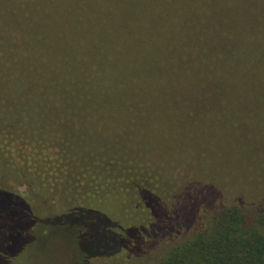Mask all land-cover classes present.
Listing matches in <instances>:
<instances>
[{"label":"rangeland","instance_id":"1","mask_svg":"<svg viewBox=\"0 0 264 264\" xmlns=\"http://www.w3.org/2000/svg\"><path fill=\"white\" fill-rule=\"evenodd\" d=\"M7 1L0 0V51L13 39L19 52L32 47L35 54L39 50L44 55L57 46L75 53L73 66L67 67L71 78L67 82L73 91L67 93H71V111L58 139V150L54 152L61 167L88 163L98 146L100 132L117 138L124 147L130 146L118 129L130 128L131 124V128L134 126L131 146L144 149L138 160L151 163L155 169L151 190L163 202H174L179 190L176 184L181 178L164 168L162 158L155 152L163 150L165 144L151 146L148 143L151 135L143 139L141 126L135 122L147 107L154 105L157 110L166 106L180 112L185 124L195 121L196 126L177 132L179 142L173 143L174 147L185 149L188 145L196 154L205 151L210 155L206 167L216 173H200L199 178H229L231 174L223 172L226 168L240 170L242 180L253 176L264 181V1L240 0L239 16L233 9L224 8L221 0H210L224 9V13L229 12L224 20L220 13L214 14L213 19L203 8L210 6L209 3L198 0H71L59 7L45 0H23V3L10 0L12 6L22 9L14 11L4 8L9 6L3 3ZM222 30H227V34H221ZM205 32L216 37L201 39L199 36ZM69 41L75 46L68 44ZM194 41L197 42L190 44ZM208 47L216 52L229 48L235 60L223 61L222 66L209 69L207 60L212 64L213 53L205 49ZM99 58L107 59L112 71L121 70L125 78L122 82L142 87L149 83L155 94L136 99L104 64L97 63ZM41 66L49 72L42 70L32 84L45 83L44 76L48 77L51 88V59ZM180 92L183 95L179 96ZM2 101L0 97V105ZM31 101L35 106L34 99ZM128 103L136 109L128 108ZM2 113L0 120L14 123L15 115L7 119ZM181 138H185L186 144L181 143ZM224 157L228 164L222 163ZM187 159L191 158H182ZM254 186L264 193V184L255 182L251 187ZM236 189L240 190L233 195L243 197L253 191L242 187L241 182ZM4 200L5 197H0V264L5 263L6 250L10 251L6 264L76 263L73 241L65 229L36 225L25 242L20 230L29 226L33 211L43 213L28 202L4 205ZM170 242H159L152 248L144 245L139 257L120 252L95 257L89 264H149L166 252ZM89 244L85 241L88 251Z\"/></svg>","mask_w":264,"mask_h":264},{"label":"trees","instance_id":"2","mask_svg":"<svg viewBox=\"0 0 264 264\" xmlns=\"http://www.w3.org/2000/svg\"><path fill=\"white\" fill-rule=\"evenodd\" d=\"M18 1L23 3V0ZM45 1L59 7L71 0ZM198 1L209 3L210 6L203 8L213 19L218 13L223 20L228 18L229 12L224 13V9L210 0ZM221 2L224 8L233 9L240 16V0ZM3 3L9 4L4 7L6 10H22L12 6L10 0ZM223 31L221 34H227V30ZM206 36L216 37L206 32L199 37ZM67 43L75 46L70 41ZM14 46L15 40H8V47L0 51V97L3 100L0 111L7 119L15 115L14 123L0 120V197H5L4 205L28 202L33 209L42 211V215L33 211L29 226L20 230L25 242L32 227L48 225L63 228L71 235L75 264H89L95 257L120 252L139 257L143 254L142 246L155 247L159 242L170 241L166 252L149 264H264V193L257 186L251 187L255 182L263 185L262 178L251 176L242 180L240 170L227 171L226 168L223 172L231 174L229 178H199L200 173H216L206 167L210 155L205 151L196 154L188 145L185 149L174 147L173 143L177 144L179 134L186 128L196 126L195 121L185 124L180 112L166 106H159L160 111L154 105L147 107L135 122L136 126H141L143 139L151 135L148 139L151 146L165 144L163 150L155 152L162 158V166L181 178L176 184L179 190L174 202H163L151 190L155 169L151 163L138 160L144 149L131 146L134 127L131 128V124L130 128L120 126L118 129V134L130 146L124 147L117 138L100 132L96 140L98 146L88 163L61 167L54 152L58 150V139L71 111V93H67L73 91L67 82L71 79L67 67L73 66L75 53L70 48L55 46L43 55L39 50L35 54L36 49L32 47L19 52ZM210 48H205L213 53L212 64L207 60L209 69L222 66L223 61L235 60L229 48L220 52ZM50 59L52 87L49 88V79L44 76L45 83L33 85L42 70L49 72L41 65ZM97 63L104 64L136 99L155 94L149 83L142 87L122 82L125 81L123 73L120 69V72L112 71L107 59ZM129 106L136 109L128 103ZM181 143L186 144L185 138H181ZM194 148L198 149L195 145ZM187 157L191 159L182 160ZM225 161L224 157L222 163ZM182 162L185 163L178 165ZM203 167L206 169L202 172ZM240 182L247 190L252 188L250 196L233 195L239 192L236 188H240ZM85 241L90 243L89 251ZM7 252L10 251H4V264Z\"/></svg>","mask_w":264,"mask_h":264}]
</instances>
